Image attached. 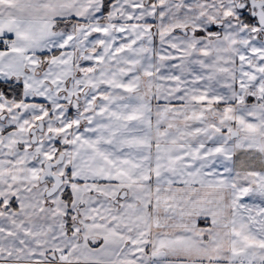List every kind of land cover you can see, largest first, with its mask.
<instances>
[{
	"label": "snow or ice",
	"instance_id": "snow-or-ice-1",
	"mask_svg": "<svg viewBox=\"0 0 264 264\" xmlns=\"http://www.w3.org/2000/svg\"><path fill=\"white\" fill-rule=\"evenodd\" d=\"M0 264H264V0H0Z\"/></svg>",
	"mask_w": 264,
	"mask_h": 264
}]
</instances>
